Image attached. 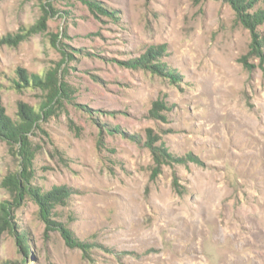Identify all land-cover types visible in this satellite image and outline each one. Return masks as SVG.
Masks as SVG:
<instances>
[{
    "label": "rangeland",
    "instance_id": "rangeland-1",
    "mask_svg": "<svg viewBox=\"0 0 264 264\" xmlns=\"http://www.w3.org/2000/svg\"><path fill=\"white\" fill-rule=\"evenodd\" d=\"M256 1L251 13L264 9ZM9 34L19 43L0 47L4 107L14 121L20 103L42 117L28 134L32 185L73 194L52 226L26 198L15 227L31 250L5 233L0 264H264V58L230 3L0 0V39ZM150 49L171 74L129 63ZM53 69L69 96L53 100L19 74ZM157 102L167 110L153 113ZM152 143L171 159L157 163ZM24 162L1 138L0 204Z\"/></svg>",
    "mask_w": 264,
    "mask_h": 264
},
{
    "label": "trees",
    "instance_id": "trees-1",
    "mask_svg": "<svg viewBox=\"0 0 264 264\" xmlns=\"http://www.w3.org/2000/svg\"><path fill=\"white\" fill-rule=\"evenodd\" d=\"M230 3L237 12L238 21L243 24L247 29L251 30L253 35L252 50L254 54L260 58H264V37L259 32V27L264 25V9H259L254 13H251L257 5L256 0H223ZM87 4L93 11H99L102 14H106L104 8L94 7L93 1H88ZM100 5V4H97ZM45 15L39 23L32 27L33 33L43 31L42 26H45V20L48 16V11L44 8ZM19 37L13 35H7L0 39V47L4 45L18 44ZM163 51L159 49H150L147 53L142 55L140 59H133L130 64L135 68L140 66L155 70L161 75L171 74L164 73L161 70L160 64L154 63L159 61ZM58 69H53L47 73L45 77L39 75H28L26 71L20 70L19 74L21 80L28 86H35L48 92L51 99L57 100L62 96H69L71 92L70 86L59 78ZM19 88L25 86L18 83ZM167 110L166 105L162 102L155 104L153 113L159 114L162 110ZM20 121H14L8 114L4 107L2 96L0 94V139L6 138L16 144L21 145L23 157L25 159L23 172L9 174L2 182V187L7 189L12 196L11 201H5L0 204V238L5 233H11L16 237L19 246L25 253L30 252L31 246L28 243L26 235L16 231L15 227V212L23 204L26 198H31L40 207V213L42 219L50 226L56 223L51 220V212L59 204H65L69 198H71L73 192L72 189L62 186L54 187L51 191L44 192L42 189L32 185L33 169L32 162L35 157V153L31 148V144L28 138L39 120L42 118L41 114L34 110L31 106L24 103H20L19 111ZM154 151L155 160L157 163L162 164L168 162L167 151H162L151 145ZM61 233L65 237L67 244L71 248H80L87 252L89 249L86 243L79 241L73 231L65 225H59Z\"/></svg>",
    "mask_w": 264,
    "mask_h": 264
}]
</instances>
